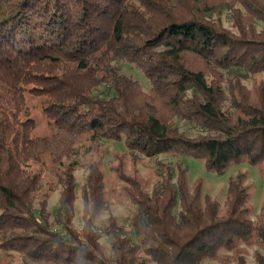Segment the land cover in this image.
<instances>
[{
	"label": "trees",
	"instance_id": "1",
	"mask_svg": "<svg viewBox=\"0 0 264 264\" xmlns=\"http://www.w3.org/2000/svg\"><path fill=\"white\" fill-rule=\"evenodd\" d=\"M26 92L45 98L50 134L35 135ZM102 141L219 174L248 161L264 176V0H0V264H205L224 253L247 264L242 246L264 249V208L253 218L245 173L221 205L181 162L159 163L148 190L118 158L111 171L133 206L121 224L101 162H82ZM47 162L60 169L54 211L32 166Z\"/></svg>",
	"mask_w": 264,
	"mask_h": 264
},
{
	"label": "rangeland",
	"instance_id": "2",
	"mask_svg": "<svg viewBox=\"0 0 264 264\" xmlns=\"http://www.w3.org/2000/svg\"><path fill=\"white\" fill-rule=\"evenodd\" d=\"M223 22L226 27L232 26V18L230 17L229 11H225L223 15ZM260 28L262 24L259 25ZM125 75H131L138 79L145 91H151V84L148 77L137 68H133L130 65H125L123 68ZM26 95V106L29 109L30 117L36 120L37 128L35 130L36 136L48 135L51 133V127L48 124L47 118L43 113V107L45 106V98L33 95L29 92ZM25 117V115H22ZM89 135L82 136L77 145L80 146L82 153H87V149L90 146ZM124 158L125 170L130 175H136L139 177L145 187L151 190L153 185L158 181L159 175L157 173V166L163 164L164 166H175L177 162H181L188 168V183L191 187L195 186L196 183L202 182L204 196H209L213 200L218 201L221 205L226 200L229 179L237 176L240 172L246 174V186L248 187L250 198L249 206L252 210L253 218H256L264 208V176L261 174L260 168L250 164L248 161H243L238 165H232L225 173L219 174L214 171L208 170L204 161L189 156L180 155H161L158 158H147L141 156L138 153H131L124 143L115 141H102L97 143L90 153L83 155L82 162L84 165L89 164L92 161H100L101 168L103 169L106 180L107 188L109 193L110 203H112L111 211L118 217L121 224H124L130 211L132 210V204L130 201L123 196L121 193V186L116 179L111 167L115 166L118 162V158ZM34 171L40 169L44 172V189H48L46 192L50 198V210L54 211L57 207V199L59 196L58 189L56 188L55 174L60 171L58 165L47 162L46 166H39L36 163L32 164ZM75 177L77 182L82 184L86 177V170L82 167H78L75 171ZM78 214L75 218V226H82V219L80 210L82 209L81 199L77 202ZM241 252L246 257L247 264H255V252L259 251L264 255V249L259 246H242ZM225 254V255H224ZM221 259L233 257V260H227L222 262L218 259L214 262H207L205 264H235L237 262L234 253H224ZM0 253V262H1ZM8 259V258H7Z\"/></svg>",
	"mask_w": 264,
	"mask_h": 264
}]
</instances>
